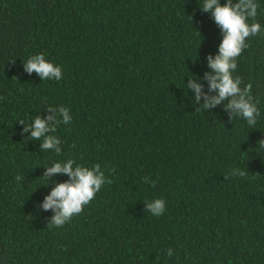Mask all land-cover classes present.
I'll return each instance as SVG.
<instances>
[{"label": "trees", "instance_id": "16d2710c", "mask_svg": "<svg viewBox=\"0 0 264 264\" xmlns=\"http://www.w3.org/2000/svg\"><path fill=\"white\" fill-rule=\"evenodd\" d=\"M200 2L0 0V264H264V34L233 73L256 124L227 100L203 110L222 34ZM257 3L248 23L264 26ZM37 54L60 81L24 72ZM193 76L198 103L184 87ZM49 107L72 117L57 126L59 154L23 131ZM66 159L98 164L111 183L56 227L39 204L68 181L45 168ZM154 199L166 202L159 218L145 211Z\"/></svg>", "mask_w": 264, "mask_h": 264}, {"label": "clouds", "instance_id": "9594fccd", "mask_svg": "<svg viewBox=\"0 0 264 264\" xmlns=\"http://www.w3.org/2000/svg\"><path fill=\"white\" fill-rule=\"evenodd\" d=\"M257 0H201L199 8L210 16L222 34L221 41L217 47L215 56L207 57V66L211 70L205 78L208 90L215 95L209 97L203 95V110L215 108L223 101L227 100L225 110L243 119L251 127L256 124V118L260 115L256 105L252 102L247 87L241 88V80L234 77L233 73L237 69V58L242 51L248 47L246 43L249 37L264 34V26L255 21L258 15ZM24 72L28 75L35 73L41 81L62 79V69L45 59L43 54H37L28 58L23 63ZM196 77H192L188 84L184 86L193 92V99L198 103L202 96V85L196 82ZM51 115L44 118L35 117L30 125H26L24 132L30 133L32 140H41V150H54L57 154L61 152V140L55 134L59 124L68 125L72 122L69 109L65 107H49ZM21 124H24L21 122ZM48 133H53L48 135ZM264 147V140L260 141ZM57 175L67 176L68 181L56 183L50 193L39 204V208L44 212L53 213L50 224L62 227L69 222L74 215L81 213L84 206L88 205L100 192L103 185L111 183L105 178L100 166L94 165L91 168L76 164L73 159L58 160L51 167H46L44 176L53 177ZM230 175L243 177L245 173L238 169L233 170ZM19 179V177H17ZM46 181L45 187L48 186ZM145 183H150L149 178H144ZM145 211L154 217H161L166 211V202L163 199H154L145 204ZM166 255L171 257V249L166 251Z\"/></svg>", "mask_w": 264, "mask_h": 264}]
</instances>
